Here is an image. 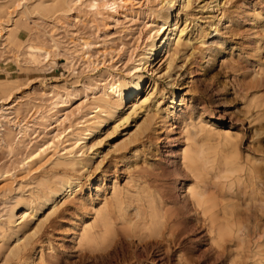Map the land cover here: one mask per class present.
Masks as SVG:
<instances>
[{
    "label": "rangeland",
    "instance_id": "374dc122",
    "mask_svg": "<svg viewBox=\"0 0 264 264\" xmlns=\"http://www.w3.org/2000/svg\"><path fill=\"white\" fill-rule=\"evenodd\" d=\"M41 1L52 6L58 0ZM41 1L11 7L13 26L0 39V83L12 89L8 100L0 93V264H264V0H190V7L173 0L172 24L184 39L176 55L158 52L142 71L140 97L152 95L149 108L119 127L115 120L104 124L90 139L93 158L81 170L52 164L54 152L64 154L66 144L31 166L27 157L59 132L67 137L66 128L91 112L92 93L106 83L109 71L115 77L108 83L127 76L149 34L160 29L154 13L168 0H128L127 10L116 16L111 10L94 14L85 2L72 0H66L68 11L44 14L36 7ZM160 34L166 39L168 32ZM86 43L94 62L90 68L81 60ZM46 51L52 56L43 57ZM140 97L127 101L125 116ZM55 101L59 105L52 113L68 115L71 123L41 121ZM16 102L20 119L12 110ZM13 121L35 125V139L23 141ZM200 122L214 133L187 143L186 132ZM228 131L237 136L244 169L237 180L213 175L223 169L224 158L234 157L233 143L222 137ZM187 146L217 156L208 190L220 203L227 197L222 204L231 207L227 215L218 207L214 226L190 197L189 189L199 182L183 162ZM65 175L76 181V194L41 210L23 206ZM146 190L164 196L181 223L153 238L120 234L126 241L109 257L82 241L84 228L97 224L96 212L113 206L116 194L127 202ZM15 207L12 225L7 217ZM223 222L232 233L220 237ZM12 249L19 250L17 256Z\"/></svg>",
    "mask_w": 264,
    "mask_h": 264
},
{
    "label": "bare ground",
    "instance_id": "6f19581e",
    "mask_svg": "<svg viewBox=\"0 0 264 264\" xmlns=\"http://www.w3.org/2000/svg\"><path fill=\"white\" fill-rule=\"evenodd\" d=\"M23 1L25 0H15V1L8 0L7 2L0 4V17L2 14L4 15V16L2 15L3 17L7 16L6 21L3 20V22H1L2 17L0 18V39H3L4 37L2 35L3 32L7 34V32L11 31L10 27L13 26L14 21H13V17H11L12 12H10L9 9L11 7L12 8L14 7L15 9L19 8L23 4L21 3ZM27 1L28 0H26V2ZM180 1L181 0H179V2ZM67 2L66 0H58L55 1V3H53L52 6H47L46 3L41 1L40 3L38 2L36 7L39 9V11L41 12L43 11L44 14L45 12L46 13L54 12L55 14V12H62L64 11V9L67 10L68 7L67 8L65 7L66 5L69 4ZM82 2H85L87 8H89L94 14L97 15H102L103 13H109L108 10H111L112 15L116 16L119 15L121 11L127 10V6H128V0H72L71 1L73 5H76L78 3L80 4ZM183 4L189 6L190 0H185ZM75 7L77 8L78 6H74V8ZM173 7H174L173 0H168L164 8H162L159 11L156 10L157 12L154 13L153 20L156 21V25L158 24L160 26V29L156 28L157 33L156 31L153 32L156 33L154 35H152L153 33L149 34L144 48L141 50L137 58L133 59V66H132L133 68L128 72L127 76L126 77L120 76L114 80L111 79V81L112 80L113 81L108 83L109 82L108 80L112 77L113 73H110L109 68L106 67L107 71H109V74H107V78L104 79L106 83L105 82H104L105 84L102 83L103 85H100V87H98L94 91V93H92L93 98L92 101L91 100L90 101L92 102L93 108L91 112L86 114V116L83 119H81V121L75 123L74 125L71 124L68 128H66L70 130L69 131L70 133L68 134L67 137L63 138L62 136L63 134L65 135L64 133L65 131L62 133L57 132L58 134L52 136L50 140L48 141L44 140L45 142H43L41 145H37L36 147L34 145L35 148L30 152V154L27 157V163L25 159V163L28 166H31L34 163L38 162L39 160H42L44 157H46L47 153L52 149L56 151L58 145L66 144V146H64L62 149L64 154L59 153L57 151L54 152V155L52 156V160H51L52 164L56 167L71 168L73 170L84 169L85 167L89 166L93 158L92 156L89 155L91 154L89 152H91V150L93 149V145L90 142V139L104 124H107L109 121L115 120V122L118 123L117 127H119L120 125L128 122L129 118L134 114H136L138 111L140 110L142 111L146 108H149L148 104L151 101L152 95L145 99L143 97H140L145 82V77L142 74L143 73L142 71L146 69L147 65L151 64L153 60H155L156 54H158V52L165 51L166 55H168L169 57L176 55L184 39L183 31L182 32L180 31V33L178 32L179 33L178 34L175 30V24L174 23L172 24ZM63 14L65 13L63 12ZM165 29L168 32L166 39H164L163 36L160 38L161 35L160 33L162 31H165ZM51 47H53V45ZM55 47H57V45H55ZM85 47L86 49H84V51L82 52V57L80 56L81 60L84 62L83 66L87 65L86 66L87 68L94 67V62L92 61V56L90 55V51H89L90 45L86 43ZM51 56L52 55L50 51H46L43 54V57L45 58H49ZM67 63L71 65L72 62H70V60L67 59ZM167 67H168L167 70H169L170 66ZM96 68L97 67H95V69ZM165 73L167 74V72ZM0 84L3 85L4 83H0ZM4 85L0 86V93L3 95L4 100H8L11 98L12 89L11 90L6 89ZM2 95H0V97ZM134 97L136 98L140 97V98L137 102H135L130 106V108L128 109L130 113L127 116H125L126 115L125 110L127 107L126 103H128L127 101H129ZM19 104L17 103V106L13 105L14 107L12 109L15 111L17 117L20 116L21 107ZM52 105L53 108L41 114L40 117L41 121H45L46 123L49 122L51 123V121H54L57 124V126H60L62 124L65 125L67 122L71 123V118L68 115L63 114L62 115L63 117L62 116L58 117L57 113H52L53 109L58 107L59 102L55 101L52 103ZM54 117H56L55 120H53ZM4 121L6 120L4 119ZM28 122L23 125L21 124L20 121L18 122L13 121L11 123L13 124L14 127L19 128V133L21 134L20 137L23 138V141L24 139H28V138L31 139V141H33L35 138H32V134L34 136H36L35 134H37L36 130L34 129L35 125L30 126ZM45 129L46 126L44 130ZM213 133H214L213 131L207 129L206 126H203V124L200 122L199 126H193L192 130H188L186 132L187 143L191 141L193 142L201 141L202 139H204L205 136L212 135ZM232 134L233 133L231 131H228L224 135H222V137L224 138L226 144L233 143V146L235 147L234 157L223 159L224 160L223 169H221L219 173L218 172L213 173L216 179H219L221 177L229 178L234 176L235 180H237L239 178L238 177L239 173L242 172V170H244L241 165V158L238 154L239 152H238L237 143L234 141L235 139L237 140V136H234ZM217 135L221 136V134H217ZM207 153L206 150L203 149V147L200 148L198 147V149H192L190 146H187L184 152L182 153V155L186 170L190 173L192 172V174L195 175L196 179L199 182L198 186L193 188L190 187L191 188L189 189L190 197L193 203L198 207H200V209H202L203 213L210 219L212 226H214L216 225L217 221L220 218V215L218 214V207H221V209L224 211V214H226V210L231 207V204H222L223 201L227 200V197L225 196H222L223 197L222 202L220 203L219 201L216 200L215 195L211 194L208 190V183H207L208 174H210V171L217 169L216 162L218 160H216L217 156L215 154L210 156ZM255 175L257 176L258 174ZM229 181L230 180H228V182ZM76 186H77L76 181L65 175L54 182L48 183L43 189L41 195L35 201L24 204L22 203V204L28 210L33 209L34 207L39 208L41 210L47 206H50V204L52 205L56 204L61 196L62 197L64 195L72 196L73 194H76L74 193L75 192L74 189ZM120 197L118 194H116L113 206H108L107 204H105L103 205V208H101L96 212L97 224L95 226H87L84 228V231L81 235V239L88 246H90L92 251H97V250L104 251L106 253L105 256L109 257L114 253H119L118 248L126 241L125 239H121L122 236H120V234H123L124 236L130 238V236L136 235L137 232H140L144 234L145 237L153 238V237H158V235H160V233L164 228L168 226L175 227V225L181 223V219L178 212L166 208V205H164L165 198L162 195H155L150 191L146 190L144 191V193H140L137 196H131L127 200V202L126 200L122 199L123 197L122 198ZM16 209L17 207L12 208L10 210V213H8L7 220L8 223L10 224L13 223V220L16 217L15 214ZM130 209L134 210L133 215H131ZM54 211H55V207H54ZM14 224L15 223H13L12 225ZM231 230L232 229L227 225V223L223 222L222 227L218 231L219 236L224 237L227 234L232 233ZM17 247H19L18 244ZM16 251L14 252V249H12L10 254L15 253L17 256Z\"/></svg>",
    "mask_w": 264,
    "mask_h": 264
}]
</instances>
